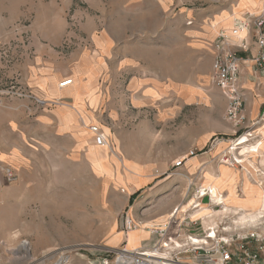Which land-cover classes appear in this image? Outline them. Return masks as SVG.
Segmentation results:
<instances>
[{"label":"rangeland","instance_id":"rangeland-1","mask_svg":"<svg viewBox=\"0 0 264 264\" xmlns=\"http://www.w3.org/2000/svg\"><path fill=\"white\" fill-rule=\"evenodd\" d=\"M243 1L0 0V103L30 102L36 111L67 101L52 90L45 107L24 97H40L24 81V65L48 64L62 74L56 88L73 86V101H87L91 126L108 139L79 156L63 155L59 142L51 141L24 168L0 161L17 177L7 183L0 168V264H111L106 250L126 246L112 248L108 240L127 235L122 223L133 204L145 207L173 196L180 203L187 198L184 205L196 201L210 171L191 176L184 167L172 168L190 150L213 153L215 176L227 166L220 163L223 153L241 152L245 168L264 167V154L254 158L258 169L243 158L261 147L264 125L255 139L244 136L235 146L240 132L233 134L224 119L226 103L212 80L215 33L226 34V22L240 12L241 18L261 13L259 7L243 10ZM107 28L117 38L113 57L98 54L91 41ZM125 56L130 59H116ZM65 80L71 84L60 87ZM143 176L151 183L129 195L132 182ZM154 186L164 189L146 198ZM206 200H198L200 207ZM24 243L29 253L13 254Z\"/></svg>","mask_w":264,"mask_h":264},{"label":"built area","instance_id":"built-area-1","mask_svg":"<svg viewBox=\"0 0 264 264\" xmlns=\"http://www.w3.org/2000/svg\"><path fill=\"white\" fill-rule=\"evenodd\" d=\"M242 30L245 34L240 38L238 34ZM252 38L258 48L254 67L256 71L261 72L264 71V9L258 15L245 13L244 18L235 21L230 33H220L213 42L212 80L226 103L224 119L232 126L233 134L240 132L235 144L244 136L248 142L255 139L257 129L264 125V104L249 125H245L246 98L240 85L243 62L240 54L248 52ZM70 84L71 80H65L59 85L65 87ZM24 97L32 99L39 107L48 104L47 101L30 95ZM88 129L93 136L95 146L103 147L108 143L107 136L99 127L89 126ZM197 155L196 150L188 151L184 158L175 160L172 168H182L188 158ZM236 156L240 157L239 151ZM239 161L240 158L237 160L227 153H223L220 157V163H227L226 165L239 166ZM0 168L7 183L16 180L11 168L1 166ZM258 173L262 174V172ZM197 195L196 201L184 205H188L186 210H182V206H177L165 224L148 229L151 235L157 237L152 246L106 250L107 253L113 254L111 264H264V210L259 211L256 221L245 222L242 225H236L233 221L242 210L220 214L217 217L211 215L195 217L193 212L200 210L201 206L199 199L206 198L207 205L204 206L214 212L221 211L224 205L223 202H213L209 190L201 192L199 188ZM178 213L182 215L179 228L173 239L165 241ZM186 227L189 229L188 234L183 233V228ZM122 228L124 233L128 234L138 228V223L127 215L123 219ZM61 262L58 264H62Z\"/></svg>","mask_w":264,"mask_h":264},{"label":"crops","instance_id":"crops-1","mask_svg":"<svg viewBox=\"0 0 264 264\" xmlns=\"http://www.w3.org/2000/svg\"><path fill=\"white\" fill-rule=\"evenodd\" d=\"M216 37L217 34L215 33L213 39H216ZM91 41L98 54H104L105 52V55L114 56L112 47L117 44V38L110 28H107L105 32H95ZM257 54L258 48L252 39L249 42L248 52L240 54L243 59L240 71V85L246 98L245 114L246 118H248L246 122L247 125L256 117L262 104H264V71H256L254 67V58ZM116 59L128 60L130 58L125 56ZM35 65L27 63L24 65L25 68L21 74L24 76V81L34 89L36 93L40 94L39 98L50 102L51 100L49 97H52V94L49 92L52 90L55 97L67 101L58 102L56 104L51 103L48 104L51 106L39 110L37 109L36 111L32 107L33 103L30 102L24 103L22 101L3 100L0 103V161L16 169L27 166L31 155L48 151L51 141L59 142L57 143V148L63 155L79 156L82 152L90 153L93 150V137L88 130V126L92 125L93 117L87 110L88 108L91 109V106L88 105L87 101H73V86L63 90H58L56 88L58 77L62 76V74L51 69L48 64L44 65L41 63V67L37 68ZM1 67L2 64L0 61V70ZM97 69L98 68L95 67V74L97 73ZM17 72L18 66L15 70H9V75H17ZM40 85H42L43 88H41ZM80 91L81 93L85 92L84 90ZM84 130L86 131L84 132ZM93 146L95 145L93 144ZM209 155H213V153H203L201 156L188 158L183 166L184 169L191 176L204 171L217 174V168L215 170L210 168ZM150 183V180L144 176L132 182L130 185V190L132 191L129 195ZM237 186L241 191L243 186V177L241 174H239ZM162 189L164 188L161 187V189H157V186H154L151 189V191H153L149 193L150 196L147 195L146 198L151 197V195L152 197L153 195H159V190ZM256 189L263 190L262 194L264 197V189L256 185L253 193ZM185 199L187 198L184 197L182 199L183 203H180V200L176 196H173L168 200L161 199L150 206L146 205L144 207L143 204H133L130 207L129 215L138 223V228L133 231V241H128L129 233L126 236H123L122 233H116L113 238H109L107 245L112 248L118 247L121 243L125 244L127 248L151 246L157 240V237L151 235L148 229L165 224L169 220L170 212L173 208L184 206ZM179 203L182 205H179ZM142 207L144 209L142 213L139 214ZM185 207L184 209L186 210L187 206ZM181 219L182 215L178 213L175 216L173 225L165 241L174 238V234L179 228ZM188 232L189 229L187 227L183 228V233L188 234Z\"/></svg>","mask_w":264,"mask_h":264},{"label":"bare ground","instance_id":"bare-ground-1","mask_svg":"<svg viewBox=\"0 0 264 264\" xmlns=\"http://www.w3.org/2000/svg\"><path fill=\"white\" fill-rule=\"evenodd\" d=\"M251 6H254L255 8H252ZM243 10H247L250 12H253L256 7H259L257 9L262 10L264 9V0H244L242 3ZM241 10V11H243ZM241 12L239 15H236L235 18L241 19ZM235 18H231L226 22V28L229 29L225 30L227 33H230L231 26L233 20ZM245 34V31L242 30L239 32L238 37L242 38ZM246 77V76H245ZM263 138H264V126L261 130ZM246 137V136H245ZM264 140V139H263ZM236 145V144H235ZM234 150V148H233ZM236 150V149H235ZM238 152V151H237ZM233 153V152H231ZM264 154V142L262 141L261 147L256 149V152H252L251 155H245L243 158H245L248 163H250L253 167L257 168L256 165H254V158L258 155ZM240 156H242L240 152ZM264 156V155H263ZM235 159L239 160L238 156H235ZM250 158H253L252 160ZM244 160L240 158V165L237 166L233 164H229L227 166H220L219 167V174L215 176L213 173L206 172L204 175V183L201 187V192H204L205 190L210 191V197L213 202H223V208L221 211L213 212L210 208L207 206L199 207L200 210L196 211V214L194 216H205V215H211V216H219L220 214H228V213H235L238 210H242V212L236 217L233 218V221L236 225L244 224L245 222H254L257 220V214H260L259 211L264 210V197L261 190H257L253 193V190L255 189V186L258 185L261 188L264 189V167L259 168L258 173L256 170H254L252 167H244L243 162ZM245 163V162H244ZM200 167V166H199ZM234 168H237L238 170H235ZM245 170L249 171L248 175L250 177V180L253 184L250 183L248 178L246 177ZM242 172V173H239ZM239 174L243 177V186L241 188V191L239 190L237 186V180L239 177ZM255 184V185H254ZM241 185V184H240ZM242 192V193H241ZM224 193V195H222ZM241 194V195H240ZM255 197H254V195ZM263 204V207L261 208ZM183 210V209H182ZM133 241V236L130 237V242ZM19 251H23L25 253H29V249L27 248L26 244H22L21 247H19L17 250L13 252V254L18 253Z\"/></svg>","mask_w":264,"mask_h":264}]
</instances>
